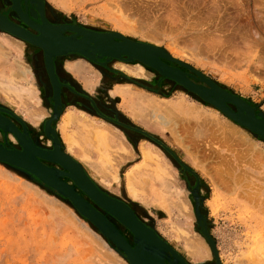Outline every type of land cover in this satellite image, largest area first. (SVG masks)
Masks as SVG:
<instances>
[{"label": "rangeland", "instance_id": "rangeland-1", "mask_svg": "<svg viewBox=\"0 0 264 264\" xmlns=\"http://www.w3.org/2000/svg\"><path fill=\"white\" fill-rule=\"evenodd\" d=\"M43 2L56 22L115 31L164 48L221 87L251 102L256 106L255 112L264 115V0ZM9 4V0H0V9L11 14ZM0 47H3L0 48V107L12 113L7 114L22 126L21 132L25 128L30 138L26 125L31 129L34 141L31 140L36 145L53 147V140L44 128L56 107L60 114L51 125L62 150L82 165L99 188L133 207L135 214L187 263L214 264L215 261L196 225L195 200L190 190L198 182L200 209L215 240L220 264H264L262 138L137 60L101 57L99 62H93L78 54L56 57L60 73L65 74L79 94H85L91 107L70 103L54 106L42 55L34 52L38 48L1 30ZM76 62H82L86 70L72 71L68 66ZM26 66L32 73L20 75L19 70ZM34 66L45 85L39 83ZM68 89L74 92L70 86ZM96 100L110 104L114 110L112 118L100 112ZM149 100L169 108L179 104L193 110L195 116L182 110L173 115L185 137L183 143L149 117L146 109ZM196 125L206 128L209 136L194 137L192 131ZM95 129L106 131L110 137L106 147L90 143L87 136ZM3 133L0 143L15 147L18 141L13 134ZM66 138L73 140L69 139L70 143ZM118 141L128 150L127 154L119 152ZM83 145L88 153L83 152ZM146 148L150 149L153 161H143ZM42 162L61 168L52 162ZM102 162L108 166L104 174L94 167ZM219 163L235 173L219 176L215 171ZM130 170L136 195L127 188ZM233 175L241 178L233 181ZM61 179L72 184L67 177ZM76 191L86 198L78 188ZM105 215L133 245L132 233ZM189 241L196 242L197 248H190ZM0 264L130 263L64 196L44 186L33 175L0 161Z\"/></svg>", "mask_w": 264, "mask_h": 264}, {"label": "water", "instance_id": "water-1", "mask_svg": "<svg viewBox=\"0 0 264 264\" xmlns=\"http://www.w3.org/2000/svg\"><path fill=\"white\" fill-rule=\"evenodd\" d=\"M25 1L35 5L40 23L31 19L27 12L22 10L20 0H11V8L20 20L34 29L37 34L1 13L0 30L42 49L45 69L53 88L54 106L60 103L61 89V83L55 73L54 57L78 54L93 62H99L98 59L101 57L117 58L123 61L137 60L153 68L165 78L176 82L205 103L213 105L233 122L264 140V115L255 112L256 106H252L241 96L221 87L191 65L173 57L164 48L131 39L115 31H97L72 24H52L44 15L43 0ZM65 31L71 34L65 35ZM54 110V115L45 121L44 128L54 145L52 148H42L31 140L25 128L21 132L9 118L2 114V112L12 114L10 111L0 107V130L5 133L11 132L20 146V148L8 147L0 143V161L33 175L44 186L64 196L80 215L87 218L106 239L112 242L117 252L121 250L124 253V257L130 264H175L176 261L179 264H189L151 226L141 220L125 201L99 188L82 165L62 150L56 131L51 125L60 114L56 107ZM144 134L164 146L154 137L145 132ZM42 160L55 163L61 168L49 166ZM178 162L181 164L180 161ZM183 168L189 170L185 166ZM61 176L67 177L72 184L62 180ZM76 188L85 194L86 198L77 192ZM198 190L197 182L190 190L195 200L196 225L210 246L214 264H220L215 240L208 232V222L200 209L202 201ZM105 213L132 233L133 245L121 235ZM169 255L173 259H170Z\"/></svg>", "mask_w": 264, "mask_h": 264}, {"label": "bare ground", "instance_id": "bare-ground-1", "mask_svg": "<svg viewBox=\"0 0 264 264\" xmlns=\"http://www.w3.org/2000/svg\"><path fill=\"white\" fill-rule=\"evenodd\" d=\"M22 40V39H20ZM2 46V45H1ZM38 47V46H36ZM3 49V47H0ZM39 48V47H38ZM41 49V48H40ZM1 50V49H0ZM70 69H72V71H76L78 73H82L84 72L86 69H85V66L83 65L82 62H76V63H73L71 65L68 66ZM142 69V68H141ZM20 75H23L25 76L27 73H32V70L29 68V67H24V69L22 70H19L18 72ZM75 73V72H74ZM1 82V81H0ZM4 85V84H3ZM0 87H2L0 85ZM6 88V87H5ZM8 88V87H7ZM6 88V89H7ZM147 98V97H146ZM148 99V98H147ZM150 99V98H149ZM147 101V100H146ZM211 105V104H209ZM145 106V105H144ZM213 106V105H211ZM232 108H234L232 105H230ZM143 107V106H142ZM214 107V106H213ZM190 108V107H189ZM216 108V107H215ZM149 111L147 112L149 117L153 118L155 122H157L158 124L161 125V128L162 130H164L167 134H170V136H172L173 138H175L176 140H179L180 143H183V141H185V137L181 134V132L178 130V127H179V122L177 120L176 117H174L175 115L177 116V113L175 111H178L180 112L181 110L189 115H194V112L193 110H190V109H187V108H184V105H183V108L178 104V105H174L173 108H169L166 104H160V103H157L155 100H149L147 102V108ZM194 109V108H192ZM182 112V113H183ZM186 114V115H187ZM145 115V114H144ZM147 115V114H146ZM174 115V116H173ZM173 116V117H172ZM195 116V115H194ZM191 118V117H190ZM193 118V117H192ZM183 119V118H182ZM181 121V120H180ZM184 121V120H183ZM182 121V122H183ZM202 124V123H201ZM220 126V125H219ZM194 127V126H193ZM201 126H197L196 125V128L194 129L193 132V135L194 137H203V136H206L208 137L209 135H207V133H205V130H207L206 128H200ZM219 131V130H218ZM223 132V131H221ZM230 133V132H229ZM227 133V134H229ZM222 135V134H221ZM243 135V134H242ZM223 136V135H222ZM227 136V135H226ZM88 139L90 140V143L94 144L96 147H97V144L99 146H102L104 145L106 147V144L108 143L109 144V141L111 140L110 137L108 136V134L106 133V131H103L101 129H95L92 133H91V136H87ZM86 137V138H87ZM92 137V139H91ZM225 137V136H224ZM224 137H221L222 139H225ZM67 141H69L70 138H66ZM232 139V138H231ZM71 140V139H70ZM73 140V139H72ZM71 140V141H72ZM86 140V139H85ZM227 140V139H226ZM243 140V139H242ZM92 141V142H91ZM225 141V140H224ZM70 142V141H69ZM71 143V142H70ZM73 143V142H72ZM119 141H118V144L117 147H118V150L119 152L121 153H124L127 154L126 152H128V150H126L121 144L119 145ZM123 145H124V142H123ZM224 145H225V142H224ZM229 145V144H228ZM115 146V145H114ZM126 146V145H125ZM182 146V145H181ZM217 146V145H216ZM227 146V142H226V145ZM108 147V145H107ZM19 148V147H18ZM82 150H84L83 152L85 153H88V150L86 148L85 145L82 146ZM103 148V147H102ZM116 148V147H115ZM189 148V147H188ZM228 147H226L227 149ZM117 151V150H116ZM115 151V153H116ZM104 152V151H103ZM235 153V152H234ZM241 153V152H240ZM129 154V153H128ZM243 154V153H242ZM123 155V156H124ZM99 156V155H98ZM120 156V155H119ZM260 156H263V154L261 153ZM259 156V158H261ZM102 157V156H101ZM105 159V158H104ZM223 159L226 161H228L226 159V157H223ZM106 160V159H105ZM154 160V157L153 155L151 154L150 152V149L146 148L143 150V161L147 162V161H153ZM88 161L85 159V162ZM223 161V160H222ZM89 162V161H88ZM87 162V163H88ZM223 163H219V165H217L215 167V171L216 173L219 175V176H224L226 173H228L229 175L233 174L234 170H232V168L230 167H223L222 165ZM241 164V163H240ZM242 165V164H241ZM163 166V165H162ZM97 170V172L99 173H103L104 174V171L107 170V162H102L101 165H98V166H94ZM161 167V166H160ZM19 170V169H18ZM96 172V173H97ZM133 171L130 170V172H128L127 174V183H128V190L131 192V193H136V189H135V184H134V179H133ZM235 173V172H234ZM243 175V174H242ZM240 179L241 177L239 176H234L233 175V181H235L236 179ZM116 176L114 175V180H116ZM228 182L223 180V184L224 185H228L227 184ZM248 190V189H246ZM136 195V194H135ZM200 197V195H199ZM251 199H253L251 197ZM188 245L190 248H197L198 244L196 242H193V241H189L188 242ZM194 251V250H193ZM197 251V249H196ZM194 254V253H193Z\"/></svg>", "mask_w": 264, "mask_h": 264}, {"label": "flooded vegetation", "instance_id": "flooded-vegetation-1", "mask_svg": "<svg viewBox=\"0 0 264 264\" xmlns=\"http://www.w3.org/2000/svg\"><path fill=\"white\" fill-rule=\"evenodd\" d=\"M9 5H10V8H11V4H12V2H11V0H9ZM20 5H21V8H22V10L23 11H26L27 12V15L31 18V19H33V20H35L36 22H41V20H40V17H39V13H38V11L36 10V8H35V5L33 4H30V1H25V0H20ZM12 11V10H11ZM10 11L9 10H7V9H0V13L1 14H4L5 16H7L9 19H11V20H13L14 22H16V23H18L19 25H21V26H23L24 28H26V29H28L29 31H31V32H33L34 34H37V32L34 30V29H32V28H30L29 26H27L26 24H24L23 22H22V20H20V18H19V16L17 15V13L13 10L12 11V13L10 14L9 13ZM44 15H45V17H46V19L50 22V23H52V24H64V23H59V22H56V21H54L53 19H51L50 18V16L48 15V12H47V8H46V5H45V3H44ZM14 16H15V18H14ZM64 34L65 35H70L71 34V32H69V31H65L64 32ZM34 46V45H33ZM36 48H38V47H36ZM34 52L35 53H41V55H42V60H43V51H42V49H40V48H38V50H34ZM38 58V57H37ZM169 64H172V65H174V66H178L177 64H173V63H170V62H168ZM43 65H44V61H43ZM54 67H55V73H56V76H57V78H58V80H59V82L61 83V89H60V103H62V104H68V103H70V104H75V105H77V106H81V107H83V108H87V107H91V103L89 102V100L87 99V97L85 98L84 97V95L85 94H79V92L77 91V90H75V88H74V86H73V84L71 83V81H69L66 77H65V74L64 73H60V70H59V68H58V66H57V60H56V57H54ZM180 67V66H179ZM181 69H183V70H186L185 68H183V67H180ZM44 69H45V65H44ZM34 70H35V76L37 77V79L39 80V83L41 84H43V85H45V83H43V82H41V80H40V77H41V74H39V72L36 70V68H35V66H34ZM38 72V73H37ZM45 75H46V81H47V84L49 85V88H50V96H51V94H52V96H53V88H52V85H51V83H50V81H49V78H48V75H47V72H46V69H45ZM70 86L73 90H74V92H72V91H70L69 89H68V86ZM95 105H96V107L100 110V112L101 113H103L104 115H106V116H108V117H113V115H114V110L112 109V107L110 106V104H103V103H101L99 100H96L95 102ZM2 114L4 115V116H6L7 118H9L15 125H16V127L18 128V129H22V126L18 123V122H16L15 120H14V118L12 117V116H10L9 114H7V113H4V112H2ZM26 127H27V129H28V132H29V135L31 136V138H32V140L34 141V136H33V134H32V132H31V129L26 125ZM44 128V122H43V127H42V129ZM0 135L2 136V138H3V136H4V133L0 130ZM35 143V142H34ZM16 144L18 145H16L15 147H19L20 148V146H19V144L16 142ZM52 147V145H50V146H46L45 148H51ZM42 148H44V147H42ZM193 183H195V179L193 180ZM192 185V184H191ZM194 185V184H193ZM133 210H134V208L133 207H131ZM135 211V210H134Z\"/></svg>", "mask_w": 264, "mask_h": 264}, {"label": "trees", "instance_id": "trees-1", "mask_svg": "<svg viewBox=\"0 0 264 264\" xmlns=\"http://www.w3.org/2000/svg\"><path fill=\"white\" fill-rule=\"evenodd\" d=\"M228 91H230V90L228 89ZM250 104H252V103L250 102Z\"/></svg>", "mask_w": 264, "mask_h": 264}, {"label": "crops", "instance_id": "crops-1", "mask_svg": "<svg viewBox=\"0 0 264 264\" xmlns=\"http://www.w3.org/2000/svg\"><path fill=\"white\" fill-rule=\"evenodd\" d=\"M67 114V113H66Z\"/></svg>", "mask_w": 264, "mask_h": 264}]
</instances>
